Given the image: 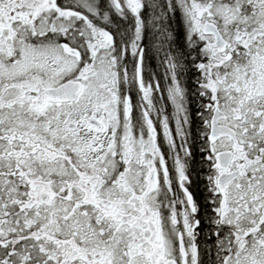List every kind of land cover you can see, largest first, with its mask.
Here are the masks:
<instances>
[{"label": "snow or ice", "instance_id": "obj_1", "mask_svg": "<svg viewBox=\"0 0 264 264\" xmlns=\"http://www.w3.org/2000/svg\"><path fill=\"white\" fill-rule=\"evenodd\" d=\"M0 264H264V0H0Z\"/></svg>", "mask_w": 264, "mask_h": 264}]
</instances>
